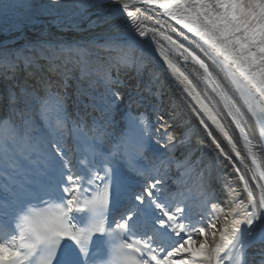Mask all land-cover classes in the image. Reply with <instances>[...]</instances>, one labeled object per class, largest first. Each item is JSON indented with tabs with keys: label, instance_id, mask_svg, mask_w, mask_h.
<instances>
[{
	"label": "snow or ice",
	"instance_id": "1",
	"mask_svg": "<svg viewBox=\"0 0 264 264\" xmlns=\"http://www.w3.org/2000/svg\"><path fill=\"white\" fill-rule=\"evenodd\" d=\"M21 6L0 0V17ZM23 6L36 14L17 28L62 11L89 19L95 8L104 18L89 25L107 31L76 44L39 41L0 52V65L11 72L5 79L16 81L0 114V264H254L249 250L256 245L264 264V165L246 126L250 113L264 150V0ZM142 9L162 11L183 42L149 28ZM157 34L188 71L164 51L154 68ZM126 77L136 81L131 90ZM221 110L247 146L244 156L235 151L237 161L218 138L236 149ZM191 127L202 130L198 144L208 159L194 155L185 132ZM227 167L235 178L224 184L230 195L223 211L214 184ZM172 175L195 179L201 211L194 215L183 191L173 192Z\"/></svg>",
	"mask_w": 264,
	"mask_h": 264
},
{
	"label": "bare ground",
	"instance_id": "2",
	"mask_svg": "<svg viewBox=\"0 0 264 264\" xmlns=\"http://www.w3.org/2000/svg\"><path fill=\"white\" fill-rule=\"evenodd\" d=\"M41 2H47V0H33L32 4L33 5H38ZM95 8L93 9H89V13L90 16L89 18L93 21H96L98 19L102 20L104 18V15H100V14H93ZM143 12V16L147 19V25L149 28L152 27H159L161 32H164L166 35H173L174 39H178L181 40V42H183L182 37L179 36V34L177 33V29L178 26L175 25V22H171L169 20L168 17H166L165 15H163L162 11H154V10H149V11H144L143 9L141 10ZM36 14V9L32 8L28 10V13H24V14H20V15H10L8 17H3L0 18V30H2L1 34H6L3 38L0 37V52H14L17 50H23L25 48H23L21 46V44L24 42V40L30 41L31 43H36L38 41H49L52 43H58V42H62V43H66V44H76L78 42H86L83 40H77L75 39L76 36H78V34H76L75 32H78V30H69L66 31V33L64 34H69L71 37L70 39L67 38V36L62 37L61 39H57L55 37H52L53 39H51L50 35H48L47 37L44 35L48 32V30L46 28H39L36 31H32L28 32L27 34L20 32L18 33L19 29H22L24 27V25L28 24H24L22 25L20 28H17L15 25L17 24V22L21 19H23L24 17L28 16V15H35ZM69 19L72 20H80L76 17H74L70 12H63L62 14L57 18V17H53V16H48V15H39L38 18L35 21H55V22H62V21H67ZM81 22H84L83 20ZM100 24V23H99ZM74 26H78L77 24ZM98 26V24L96 25ZM95 28H92L90 31L88 32H92L94 31ZM107 31V28L103 30L102 33H105ZM60 33V32H57ZM177 33V34H174ZM37 36V38H40L37 41H32L30 38V36ZM3 43V44H2ZM99 43H103V41H99ZM153 48H156V53L155 56L153 58V65L155 69H159L160 68V60L157 59V57L159 56V51H164L167 55H169L170 59H172L174 62H176L178 64V66H180L182 68V70L188 71V66L184 65L180 62L179 57L177 56L176 52L174 51V49L172 48V46L169 44V42L167 40L164 39L163 36H160L159 34H157L156 36V40L154 41ZM137 55H139V53H137ZM7 72L8 75H11V72L8 71L6 68L2 69L0 68V80L1 81H6L5 79V73ZM78 73V71H76ZM194 79V83H197V87L199 88V90L202 92V94H204V85L202 83H200L199 81H197L195 78ZM16 82V81H15ZM134 83H136V81H133ZM139 83H143L142 81H140ZM70 84H75V81L73 80V82H69L68 85ZM6 89V88H5ZM5 89H1L0 90V96L2 95L1 98V106H0V110L3 111V102H4V97L7 94V91L5 93ZM8 90V88H7ZM207 95H211L210 93H207ZM221 121L224 124L225 128L228 130L229 134L232 135L233 140L235 141L236 144V149L233 150L231 145L228 144L227 139L222 137V134L220 137V139H222V144L221 146L225 148V151L229 153V155L232 156L233 161H237L238 158L235 156V151L238 150L240 151L241 155L244 156L247 152V146L244 144V141L242 138L239 137L238 132L234 129V125H232L230 123V119L223 113V111L221 110ZM246 126L248 127L249 133L251 135L252 138V143L254 145L253 151L256 153L258 161L264 165V154L261 151L260 148V144L258 141V138L256 136V133L254 131L253 125L250 122V120L248 119L247 115H246ZM185 132L187 133V135H190V133L193 135V151H195L198 155H203L205 159H208L207 153L203 151L202 146H200L198 144V141L203 137V132L201 129L199 128H195V127H191L188 129H185ZM195 134V135H194ZM195 142V143H194ZM245 163H249L248 160L245 161ZM236 167H241V170L243 171V167L237 163ZM234 169L232 167H227V168H220L217 170L216 172V178H215V184L214 186H217L218 189L215 190H219V194L222 198L221 204L219 206V209L223 210V211H227V208L225 206L230 193L227 192V190L224 188V184L226 181H232L234 180V175L233 176H229V173H233ZM233 188L236 187L235 184L232 185ZM220 203V199H218V205ZM229 219H231V217H229ZM217 227H221L220 224L217 225ZM256 247L260 248L259 245H256Z\"/></svg>",
	"mask_w": 264,
	"mask_h": 264
},
{
	"label": "rangeland",
	"instance_id": "3",
	"mask_svg": "<svg viewBox=\"0 0 264 264\" xmlns=\"http://www.w3.org/2000/svg\"><path fill=\"white\" fill-rule=\"evenodd\" d=\"M19 1H21V2H19ZM31 1H32V0H18V2L22 5L21 7H24V6H23L24 3H26V2H30V3H31ZM24 8H25V7H24ZM14 11H17V9L14 10ZM191 140H192V139H191Z\"/></svg>",
	"mask_w": 264,
	"mask_h": 264
}]
</instances>
